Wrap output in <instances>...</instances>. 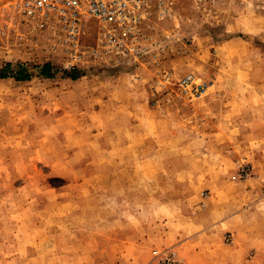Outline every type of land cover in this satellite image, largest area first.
<instances>
[{
    "label": "rangeland",
    "instance_id": "rangeland-1",
    "mask_svg": "<svg viewBox=\"0 0 264 264\" xmlns=\"http://www.w3.org/2000/svg\"><path fill=\"white\" fill-rule=\"evenodd\" d=\"M168 1L119 56L0 0V264H264V0Z\"/></svg>",
    "mask_w": 264,
    "mask_h": 264
},
{
    "label": "built area",
    "instance_id": "built-area-1",
    "mask_svg": "<svg viewBox=\"0 0 264 264\" xmlns=\"http://www.w3.org/2000/svg\"><path fill=\"white\" fill-rule=\"evenodd\" d=\"M17 12L40 30L57 34L70 49L79 45L82 28L89 21L99 30V50L129 55L140 46L146 20L169 16L168 0H14ZM185 92L203 90L191 75L179 82Z\"/></svg>",
    "mask_w": 264,
    "mask_h": 264
},
{
    "label": "trees",
    "instance_id": "trees-1",
    "mask_svg": "<svg viewBox=\"0 0 264 264\" xmlns=\"http://www.w3.org/2000/svg\"><path fill=\"white\" fill-rule=\"evenodd\" d=\"M39 73L43 77H52L53 72L51 70V66L49 63L44 64L39 68ZM31 73L28 72L27 66L23 63L12 64L11 62H7L4 66L0 69V78L6 77H14L16 80L24 81L30 79ZM72 79H76V74L72 73L70 75Z\"/></svg>",
    "mask_w": 264,
    "mask_h": 264
}]
</instances>
